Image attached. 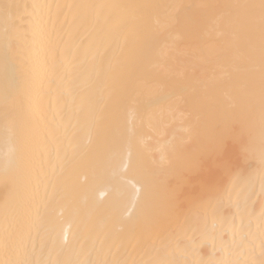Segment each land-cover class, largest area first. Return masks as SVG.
<instances>
[{
  "label": "bare ground",
  "instance_id": "bare-ground-1",
  "mask_svg": "<svg viewBox=\"0 0 264 264\" xmlns=\"http://www.w3.org/2000/svg\"><path fill=\"white\" fill-rule=\"evenodd\" d=\"M17 261L264 264L262 0H0Z\"/></svg>",
  "mask_w": 264,
  "mask_h": 264
},
{
  "label": "snow or ice",
  "instance_id": "snow-or-ice-1",
  "mask_svg": "<svg viewBox=\"0 0 264 264\" xmlns=\"http://www.w3.org/2000/svg\"><path fill=\"white\" fill-rule=\"evenodd\" d=\"M262 3H264V0H262ZM18 5L13 4H5L3 5V10L6 18H11L12 16V9L18 8ZM16 264H32L31 261H17Z\"/></svg>",
  "mask_w": 264,
  "mask_h": 264
}]
</instances>
